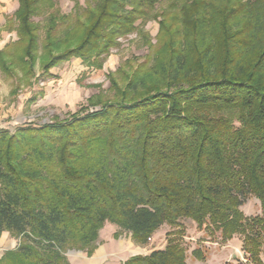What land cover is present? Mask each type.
<instances>
[{"label": "trees", "instance_id": "trees-1", "mask_svg": "<svg viewBox=\"0 0 264 264\" xmlns=\"http://www.w3.org/2000/svg\"><path fill=\"white\" fill-rule=\"evenodd\" d=\"M72 1L63 14L54 0H17L6 23L17 39L0 49L10 95L74 58L100 69L151 19L163 46L123 86L109 74L112 98L0 129V235L20 239L0 264H70L64 252L90 255L106 223L136 244L172 228L164 248L116 264H187L182 219L222 242L242 236L244 259L225 264H264V0H166L160 12L161 0ZM250 196L260 215L241 211Z\"/></svg>", "mask_w": 264, "mask_h": 264}, {"label": "rangeland", "instance_id": "rangeland-1", "mask_svg": "<svg viewBox=\"0 0 264 264\" xmlns=\"http://www.w3.org/2000/svg\"><path fill=\"white\" fill-rule=\"evenodd\" d=\"M79 2L81 6L85 5L84 0ZM54 3L63 14L70 13L74 6L72 0H54ZM166 4V0H161L157 11L166 8ZM17 7V0H0V49L17 39L16 22H11V29L6 28L8 17ZM45 16L46 14L36 16L34 20L42 26ZM159 19L160 17L151 19L138 31L120 38L119 45L111 49L100 69L88 66L80 58H74L53 67L50 70L53 76L31 86H21L15 96L9 93L17 79L0 73V129L13 131L23 124L38 125L68 119L70 114L78 111L81 106H87L89 99L112 98L109 74L116 83L123 86L125 75L152 57L154 50H159L163 46ZM40 93L42 95H39ZM33 95H36V101L30 102L29 99ZM241 211L246 217L260 215L259 201L253 196L248 197L241 206ZM181 224L184 233L182 236L177 235V238L186 249L187 264H225L244 259L240 234H235L231 240L222 242L218 233L199 229L190 219H182ZM171 230L169 225L163 224L146 243L136 244L130 232L106 223L99 230L98 239L90 255L76 248L67 249L64 255L70 264H116L130 256L146 255L152 250L164 248L166 233ZM0 239H2L0 257L6 250L15 249L20 242L19 238L11 236L8 232H3ZM105 246L108 249L106 255L103 254ZM194 249H200L203 258L196 259L191 254Z\"/></svg>", "mask_w": 264, "mask_h": 264}, {"label": "crops", "instance_id": "crops-1", "mask_svg": "<svg viewBox=\"0 0 264 264\" xmlns=\"http://www.w3.org/2000/svg\"><path fill=\"white\" fill-rule=\"evenodd\" d=\"M1 242H2V239H0V244H1ZM103 252H104L103 254H105V255L107 254L108 249H107L106 246L103 248ZM103 254H102V255H103ZM102 255H101V256H102Z\"/></svg>", "mask_w": 264, "mask_h": 264}, {"label": "built area", "instance_id": "built-area-1", "mask_svg": "<svg viewBox=\"0 0 264 264\" xmlns=\"http://www.w3.org/2000/svg\"><path fill=\"white\" fill-rule=\"evenodd\" d=\"M150 239V238H149Z\"/></svg>", "mask_w": 264, "mask_h": 264}]
</instances>
